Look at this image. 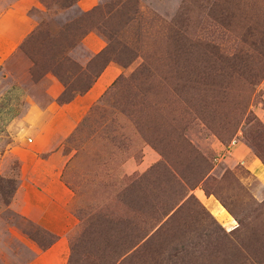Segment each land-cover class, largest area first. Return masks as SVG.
<instances>
[{"label": "rangeland", "instance_id": "374dc122", "mask_svg": "<svg viewBox=\"0 0 264 264\" xmlns=\"http://www.w3.org/2000/svg\"><path fill=\"white\" fill-rule=\"evenodd\" d=\"M35 1L0 63V148L52 135L38 171L55 166L70 193L66 264H264V0ZM106 64L116 74L66 132L22 119L28 100L83 95ZM14 187L0 177V264L29 259L19 237H57L8 207Z\"/></svg>", "mask_w": 264, "mask_h": 264}, {"label": "crops", "instance_id": "0c3cea01", "mask_svg": "<svg viewBox=\"0 0 264 264\" xmlns=\"http://www.w3.org/2000/svg\"><path fill=\"white\" fill-rule=\"evenodd\" d=\"M94 4V0H77L75 3L80 10H87ZM31 7L39 9L41 4L35 0H14L0 12V63L29 33L32 21L27 15V10ZM81 43L92 53L98 52L102 47V44L90 33L83 37ZM116 72L117 68L114 65L106 64L83 95L76 96L62 105L50 101L47 105L39 107L37 102L28 100L22 119L37 131L38 126L45 120L48 125L53 126L55 133L63 132L67 125L72 126L78 120L86 107L97 97L99 92L94 96L92 93L98 81L102 78L109 80ZM47 82L44 87L45 92L61 91L53 79ZM18 88L21 92H27L28 89L24 85H19ZM54 96L55 94H52L51 99ZM6 131H9L8 128ZM12 136L9 145L0 148V177L15 179V187L8 201V207L36 226L57 236L48 247L41 250L37 245L19 237L21 245L29 249L31 254L23 264H66V240L62 236L73 224L66 207L70 193L64 186L59 185L57 169L53 171L55 166L44 172L38 171V165L45 166L48 162V160H38V153L52 145V135H42V140L40 138L39 142L38 140L33 142V139L27 136L19 138L17 132H13ZM14 160L17 163L16 172H12L10 166ZM261 176H264V172H261Z\"/></svg>", "mask_w": 264, "mask_h": 264}, {"label": "bare ground", "instance_id": "6f19581e", "mask_svg": "<svg viewBox=\"0 0 264 264\" xmlns=\"http://www.w3.org/2000/svg\"><path fill=\"white\" fill-rule=\"evenodd\" d=\"M219 216L224 217V213L222 211H219Z\"/></svg>", "mask_w": 264, "mask_h": 264}, {"label": "trees", "instance_id": "16d2710c", "mask_svg": "<svg viewBox=\"0 0 264 264\" xmlns=\"http://www.w3.org/2000/svg\"><path fill=\"white\" fill-rule=\"evenodd\" d=\"M12 192H13V190H12ZM48 247V246H47ZM46 247L44 246V249H45Z\"/></svg>", "mask_w": 264, "mask_h": 264}]
</instances>
